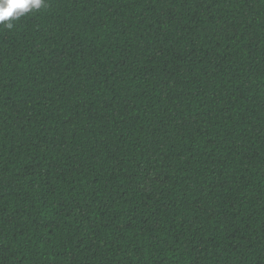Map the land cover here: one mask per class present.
I'll use <instances>...</instances> for the list:
<instances>
[{
    "label": "trees",
    "instance_id": "16d2710c",
    "mask_svg": "<svg viewBox=\"0 0 264 264\" xmlns=\"http://www.w3.org/2000/svg\"><path fill=\"white\" fill-rule=\"evenodd\" d=\"M0 24V264H264V0H44Z\"/></svg>",
    "mask_w": 264,
    "mask_h": 264
},
{
    "label": "clouds",
    "instance_id": "9594fccd",
    "mask_svg": "<svg viewBox=\"0 0 264 264\" xmlns=\"http://www.w3.org/2000/svg\"><path fill=\"white\" fill-rule=\"evenodd\" d=\"M44 0H0V24L7 29L13 28L12 20L30 11L40 9Z\"/></svg>",
    "mask_w": 264,
    "mask_h": 264
}]
</instances>
